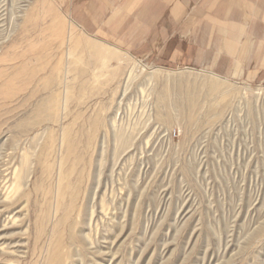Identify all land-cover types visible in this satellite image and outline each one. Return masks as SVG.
<instances>
[{"label": "rangeland", "instance_id": "1", "mask_svg": "<svg viewBox=\"0 0 264 264\" xmlns=\"http://www.w3.org/2000/svg\"><path fill=\"white\" fill-rule=\"evenodd\" d=\"M216 1L0 0V264H264V80L211 65Z\"/></svg>", "mask_w": 264, "mask_h": 264}, {"label": "crops", "instance_id": "2", "mask_svg": "<svg viewBox=\"0 0 264 264\" xmlns=\"http://www.w3.org/2000/svg\"><path fill=\"white\" fill-rule=\"evenodd\" d=\"M216 2L222 42L210 51L211 65L224 77L264 80V0Z\"/></svg>", "mask_w": 264, "mask_h": 264}]
</instances>
